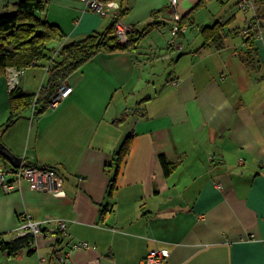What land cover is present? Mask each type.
<instances>
[{"label": "crops", "instance_id": "1", "mask_svg": "<svg viewBox=\"0 0 264 264\" xmlns=\"http://www.w3.org/2000/svg\"><path fill=\"white\" fill-rule=\"evenodd\" d=\"M19 1L0 0V15ZM41 1V16L65 33L51 43L57 50L114 20L86 0ZM199 1L180 0L181 18ZM254 1L264 24V0ZM238 2L207 0L174 34L170 0H125L135 35L156 24L137 49L98 53L68 77L74 90L57 108L37 118L28 109L1 134L22 161L54 168L63 183L58 192L28 182L0 190V244L18 237L25 212L65 220L68 235L50 229L16 252L0 248V264H60L58 251L69 253L61 264H142L152 248L168 250L170 264H264V29L246 42L253 12ZM215 23L224 45L202 47L201 28ZM46 80V65H36L18 87L37 93ZM13 89L6 72L0 130ZM161 156L177 162L169 175ZM79 241L92 248L72 249Z\"/></svg>", "mask_w": 264, "mask_h": 264}, {"label": "trees", "instance_id": "2", "mask_svg": "<svg viewBox=\"0 0 264 264\" xmlns=\"http://www.w3.org/2000/svg\"><path fill=\"white\" fill-rule=\"evenodd\" d=\"M118 1L121 5V14L124 16L128 11L125 7V0ZM205 1L207 0H200L187 15L180 19L179 32L186 25L195 24L193 13L202 7ZM15 7L14 11L0 15V76L6 75L9 67L25 69L36 65H46V67L49 65V67L46 83L39 92L26 94L18 86L10 92V111L6 122L1 126L0 141L1 134L28 109L35 106L36 118L49 109L51 99L58 88L85 62L102 51H135L142 37L156 25L155 23L148 24L143 31L136 33V35L132 33L129 40L125 44H121L115 34L116 19L114 18L108 28L93 32L83 39L73 41L57 50L51 46V43L63 38L65 33L59 25L51 23L41 16L45 10V4L41 0H21ZM259 10L258 7L257 11L260 14L261 10L260 12ZM200 31L204 37L202 47L214 45L221 48L224 45L222 24L215 23L205 26ZM250 39L251 37H248L246 42H249ZM247 54L250 55V50L247 51ZM130 145L131 138L128 137L118 153L115 170L111 166L110 193L116 187L119 165L128 155ZM0 160L7 162L1 154ZM161 163L166 175H169L177 166V162L169 160L166 156H161ZM34 241L33 235L17 237L12 241L1 242L0 248L13 253L22 247L30 246Z\"/></svg>", "mask_w": 264, "mask_h": 264}, {"label": "built area", "instance_id": "3", "mask_svg": "<svg viewBox=\"0 0 264 264\" xmlns=\"http://www.w3.org/2000/svg\"><path fill=\"white\" fill-rule=\"evenodd\" d=\"M180 0H170V7L174 11L176 25L174 34L179 32V21L181 16L178 13ZM238 6L243 11L253 12V16L248 20L246 28L241 31V35L246 40L248 37L262 39L264 24L262 16L258 13L254 0H239ZM86 9L100 13L101 15L112 14L116 19L115 34L118 42L125 44L135 28L132 23L125 20L121 14V5L117 0H86ZM49 65H47L48 69ZM25 68L9 67L7 69V79L11 88L19 84V78L25 73ZM74 86L67 80L58 88L51 99L49 108H57L67 97L71 95ZM33 118H35V106ZM24 182H28L31 187L39 191L58 192L62 188V178L54 168H45L39 165H31L22 161L19 167H13L0 160V190L13 191L22 187ZM50 229L59 232V238L64 239L68 235L67 222L63 219L48 218L35 220L27 212L21 215V222L18 227V237L33 235L35 240L42 235H49ZM92 246L86 241H79L72 245V249H88ZM59 263H64L69 253L56 252ZM169 251L161 248H152L148 251L142 264H170L168 262ZM88 264H102L101 258H97Z\"/></svg>", "mask_w": 264, "mask_h": 264}, {"label": "water", "instance_id": "4", "mask_svg": "<svg viewBox=\"0 0 264 264\" xmlns=\"http://www.w3.org/2000/svg\"><path fill=\"white\" fill-rule=\"evenodd\" d=\"M0 154L3 155L5 159L15 168L19 167L22 162L19 157H17L2 143V141H0Z\"/></svg>", "mask_w": 264, "mask_h": 264}, {"label": "rangeland", "instance_id": "5", "mask_svg": "<svg viewBox=\"0 0 264 264\" xmlns=\"http://www.w3.org/2000/svg\"><path fill=\"white\" fill-rule=\"evenodd\" d=\"M46 70H47V68H46Z\"/></svg>", "mask_w": 264, "mask_h": 264}]
</instances>
